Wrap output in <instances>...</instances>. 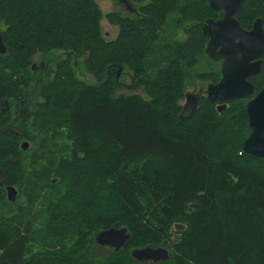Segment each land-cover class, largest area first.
I'll use <instances>...</instances> for the list:
<instances>
[{
    "label": "trees",
    "instance_id": "trees-1",
    "mask_svg": "<svg viewBox=\"0 0 264 264\" xmlns=\"http://www.w3.org/2000/svg\"><path fill=\"white\" fill-rule=\"evenodd\" d=\"M128 1L137 15L107 14L118 28L108 40L93 0H0V178L18 191L9 203L0 188V264H139L130 251L147 246L170 250L163 264H264V163L241 149L247 101L219 114L203 96L179 120L187 73L206 56L203 25L218 14L204 0ZM257 19L264 29V0H246L237 20L250 30ZM58 52L31 103V63ZM121 68L131 85L117 82ZM219 70L205 79L217 84ZM262 71L256 93L264 57ZM75 227L84 241L67 255ZM112 227L131 238L105 258L95 236Z\"/></svg>",
    "mask_w": 264,
    "mask_h": 264
},
{
    "label": "water",
    "instance_id": "water-1",
    "mask_svg": "<svg viewBox=\"0 0 264 264\" xmlns=\"http://www.w3.org/2000/svg\"><path fill=\"white\" fill-rule=\"evenodd\" d=\"M210 10L218 14L216 19L207 20L202 28L208 39L205 55L213 62H222L221 79L217 84L207 87L205 96L209 102L218 104L217 112L223 113L228 103L245 100L247 116V138L242 144V152L264 163V86L256 93L251 79L262 75L264 57V29L261 19H257L250 30H245L237 20L246 0H204ZM131 10V9H130ZM133 12V11H132ZM6 53L0 29V54ZM123 69L116 76L119 79ZM201 94H186L185 103L179 114L181 122L191 120L199 109ZM29 143L24 142L21 149L26 151ZM0 171V175H1ZM9 203L16 201L18 191L14 186L5 187ZM131 238L127 228L112 227L100 231L95 243L115 253L121 252ZM132 259L139 264H160L168 262L172 255L165 247L147 246L130 251Z\"/></svg>",
    "mask_w": 264,
    "mask_h": 264
},
{
    "label": "rangeland",
    "instance_id": "rangeland-1",
    "mask_svg": "<svg viewBox=\"0 0 264 264\" xmlns=\"http://www.w3.org/2000/svg\"><path fill=\"white\" fill-rule=\"evenodd\" d=\"M98 8L101 10L102 13V20H101V27L103 35L108 40H114L116 39L118 35V28L110 25L108 21L106 20V16L109 13L112 12H120L124 16H136L137 12V6L131 5V12H127L125 10L126 3H129L127 0H93ZM133 11V12H132ZM178 40L183 41L184 36L182 33L178 34L177 37ZM64 58V54L61 52L51 54L48 57L45 56H39L31 63V69H32V78H31V85L26 90L25 96L27 99L33 102H37L39 100L38 97V90L44 83L49 81V77L47 78L45 70L49 67L52 68L55 66L56 60H61ZM213 61H211L207 56H203L200 58L198 64L187 73L186 78V85H185V95L186 94H197L199 90L203 91V95L205 96V91L207 90V87L211 85V81H207L205 79L206 75H213V72L211 71ZM216 63V62H215ZM218 64V63H216ZM35 67V68H34ZM73 67H75L76 70V76L88 83V84H95V81L93 78L86 72L85 67L82 65L81 62H73ZM117 80V78H116ZM117 82L122 83L124 85H131L133 83V76L131 72L128 70H123L119 79ZM124 93H129L128 91H125ZM241 101V100H239ZM185 103V99L183 102H181L182 106ZM7 105V104H6ZM9 109L5 108V104H1V110L4 112H13V105H10ZM26 141H22L24 143ZM59 178L54 180V183L59 182ZM62 182H64L63 179L60 178ZM6 193V192H5ZM108 196V192L106 191V197ZM0 198H2L0 196ZM77 228V227H75ZM179 233V229L174 228L172 232V241H174ZM83 232L80 231V229L77 228V231L71 230L69 234L67 235L68 238H70L69 247L66 251V254L69 255L70 253H76L77 249H79V246L84 241L83 238ZM77 243V244H76ZM102 249V255L107 257V252L109 249L107 248H101ZM170 251V250H169ZM127 254V253H126ZM124 256V255H123ZM105 257V258H106Z\"/></svg>",
    "mask_w": 264,
    "mask_h": 264
},
{
    "label": "flooded vegetation",
    "instance_id": "flooded-vegetation-1",
    "mask_svg": "<svg viewBox=\"0 0 264 264\" xmlns=\"http://www.w3.org/2000/svg\"><path fill=\"white\" fill-rule=\"evenodd\" d=\"M128 1V0H127ZM129 2V1H128ZM131 3L129 2V3H126V6H125V10L129 13V12H131ZM133 6V5H132ZM128 16V15H127ZM262 60H263V58H262ZM216 63H218L219 64V67H220V77H221V65H222V62L220 61V62H216ZM262 66H263V64H262ZM35 68V67H34ZM45 72H47L46 70H45ZM46 76H47V73H46ZM221 79V78H220ZM220 81V80H219ZM251 81V80H250ZM206 92V91H205ZM197 94H201V95H203V91L202 90H199L198 91V93ZM204 96V95H203ZM5 108H7V110L9 109V107H7V105H5ZM0 177H1V175H0ZM5 185L3 184V182L1 181V178H0V188H3L4 190H5ZM6 192V191H5Z\"/></svg>",
    "mask_w": 264,
    "mask_h": 264
},
{
    "label": "bare ground",
    "instance_id": "bare-ground-1",
    "mask_svg": "<svg viewBox=\"0 0 264 264\" xmlns=\"http://www.w3.org/2000/svg\"><path fill=\"white\" fill-rule=\"evenodd\" d=\"M163 264V263H162Z\"/></svg>",
    "mask_w": 264,
    "mask_h": 264
}]
</instances>
